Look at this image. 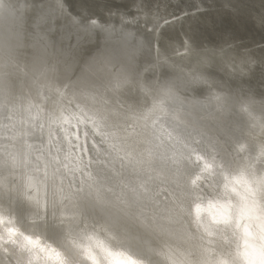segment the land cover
Listing matches in <instances>:
<instances>
[{"label": "clouds", "instance_id": "clouds-1", "mask_svg": "<svg viewBox=\"0 0 264 264\" xmlns=\"http://www.w3.org/2000/svg\"><path fill=\"white\" fill-rule=\"evenodd\" d=\"M41 87L0 95V264H264V102L241 127L213 90L202 139L180 82L98 58Z\"/></svg>", "mask_w": 264, "mask_h": 264}, {"label": "bare ground", "instance_id": "bare-ground-1", "mask_svg": "<svg viewBox=\"0 0 264 264\" xmlns=\"http://www.w3.org/2000/svg\"><path fill=\"white\" fill-rule=\"evenodd\" d=\"M98 58L183 83L190 99L173 106L192 113L189 137L215 128L200 119L216 115L213 90L221 119L243 127L237 106L264 102V0H0V95L11 87L46 102L42 84Z\"/></svg>", "mask_w": 264, "mask_h": 264}, {"label": "water", "instance_id": "water-1", "mask_svg": "<svg viewBox=\"0 0 264 264\" xmlns=\"http://www.w3.org/2000/svg\"><path fill=\"white\" fill-rule=\"evenodd\" d=\"M176 11V10H175ZM209 23H210V25H211V28H215V29H217V28H219V27H217V21L214 19V17H213V19H209V21H208ZM199 28H200V26H198ZM184 29H185V31H186V27H184ZM210 36H213V35H210ZM206 36H204L203 38H205ZM211 39V38H210Z\"/></svg>", "mask_w": 264, "mask_h": 264}, {"label": "snow or ice", "instance_id": "snow-or-ice-1", "mask_svg": "<svg viewBox=\"0 0 264 264\" xmlns=\"http://www.w3.org/2000/svg\"><path fill=\"white\" fill-rule=\"evenodd\" d=\"M113 258H114V259H118V256H114Z\"/></svg>", "mask_w": 264, "mask_h": 264}]
</instances>
